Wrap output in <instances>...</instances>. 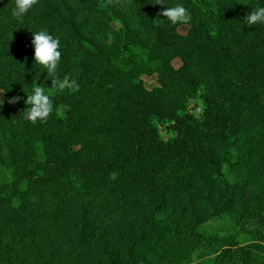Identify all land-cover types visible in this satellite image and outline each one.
Here are the masks:
<instances>
[{
  "label": "trees",
  "instance_id": "16d2710c",
  "mask_svg": "<svg viewBox=\"0 0 264 264\" xmlns=\"http://www.w3.org/2000/svg\"><path fill=\"white\" fill-rule=\"evenodd\" d=\"M156 2L37 0L17 20L0 0V91L22 97L0 103V264H264L263 231L208 229L264 218V24L244 22L264 0ZM177 4L189 23L158 16ZM41 30L78 91L35 63ZM35 83L45 123L24 119Z\"/></svg>",
  "mask_w": 264,
  "mask_h": 264
},
{
  "label": "clouds",
  "instance_id": "9594fccd",
  "mask_svg": "<svg viewBox=\"0 0 264 264\" xmlns=\"http://www.w3.org/2000/svg\"><path fill=\"white\" fill-rule=\"evenodd\" d=\"M36 3L37 0H15V8L12 11L13 17L17 20L22 19ZM156 4H163L162 0H157ZM158 16H163L172 25L187 24L192 18L188 9L181 4L163 8L158 13ZM244 22L248 26L258 23L264 24V7H258L252 10L250 14H246ZM31 45L34 48V61L37 65H41L46 69L47 77L52 81L51 88L61 93L66 89L79 90V85L75 80H71L68 76H65L63 79L57 77L56 70L61 58V52L57 50L60 46L58 38H54L47 31L41 30L33 33ZM21 99L22 97L20 96H14L8 100V103L15 105ZM23 103L28 106L23 111L24 119L32 124H36L38 121L41 123L47 122L48 117L54 111L53 100L49 95L45 94L44 89L38 86L37 83L33 85L32 94H27V99L23 100Z\"/></svg>",
  "mask_w": 264,
  "mask_h": 264
},
{
  "label": "rangeland",
  "instance_id": "374dc122",
  "mask_svg": "<svg viewBox=\"0 0 264 264\" xmlns=\"http://www.w3.org/2000/svg\"><path fill=\"white\" fill-rule=\"evenodd\" d=\"M181 31L182 32L187 31V27H182ZM176 64H178V63H176ZM144 80H145V84L148 88H152V87L158 85V82H157V79L155 76L145 77ZM197 102H199V101L197 100ZM0 103L5 105L7 108L13 107L12 104L8 103L6 96L2 91H0ZM67 111H68V108L64 107V106H61L59 109V112L63 117L67 116ZM162 137L165 140H169L170 138L173 137V133L169 129L162 127ZM208 229H211L214 232H218V233H231V232L237 231L241 237L245 238V240H248L249 238L247 236L254 234L256 231L261 230L264 232V218L261 221L248 220V221L244 222L238 229L232 225V223L229 219H221V220H218L216 222L209 223ZM210 253H211V250L209 248L202 246L200 248V250L196 253L195 260H200L202 258H206L210 255Z\"/></svg>",
  "mask_w": 264,
  "mask_h": 264
},
{
  "label": "built area",
  "instance_id": "2783aa9c",
  "mask_svg": "<svg viewBox=\"0 0 264 264\" xmlns=\"http://www.w3.org/2000/svg\"><path fill=\"white\" fill-rule=\"evenodd\" d=\"M203 105L201 103H196L194 100L190 102L189 109L192 113L200 116L202 114Z\"/></svg>",
  "mask_w": 264,
  "mask_h": 264
}]
</instances>
